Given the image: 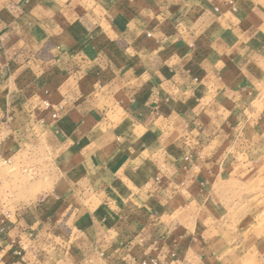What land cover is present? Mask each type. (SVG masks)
Returning <instances> with one entry per match:
<instances>
[{"label":"crops","instance_id":"1","mask_svg":"<svg viewBox=\"0 0 264 264\" xmlns=\"http://www.w3.org/2000/svg\"><path fill=\"white\" fill-rule=\"evenodd\" d=\"M256 151L264 0H0V264H264Z\"/></svg>","mask_w":264,"mask_h":264},{"label":"rangeland","instance_id":"2","mask_svg":"<svg viewBox=\"0 0 264 264\" xmlns=\"http://www.w3.org/2000/svg\"><path fill=\"white\" fill-rule=\"evenodd\" d=\"M243 178L239 200L253 206L252 211L264 222V152H252L243 162ZM251 210V209H250Z\"/></svg>","mask_w":264,"mask_h":264},{"label":"built area","instance_id":"3","mask_svg":"<svg viewBox=\"0 0 264 264\" xmlns=\"http://www.w3.org/2000/svg\"><path fill=\"white\" fill-rule=\"evenodd\" d=\"M45 106L46 107H49L50 105L48 104V103H45ZM57 113H54L53 114V118H57ZM9 219V216L8 215H4V216H2V217H0V232H2L3 230H4V225H5V222H6V220H8ZM19 255H20V253H18ZM150 263L151 264H158L157 262H156V260H150ZM145 264V263H144Z\"/></svg>","mask_w":264,"mask_h":264}]
</instances>
